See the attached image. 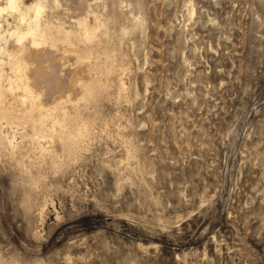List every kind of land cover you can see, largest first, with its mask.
Listing matches in <instances>:
<instances>
[{
  "label": "rangeland",
  "instance_id": "obj_1",
  "mask_svg": "<svg viewBox=\"0 0 264 264\" xmlns=\"http://www.w3.org/2000/svg\"><path fill=\"white\" fill-rule=\"evenodd\" d=\"M44 4L47 43L90 78L53 118L1 90L0 264H264V0Z\"/></svg>",
  "mask_w": 264,
  "mask_h": 264
},
{
  "label": "bare ground",
  "instance_id": "obj_2",
  "mask_svg": "<svg viewBox=\"0 0 264 264\" xmlns=\"http://www.w3.org/2000/svg\"><path fill=\"white\" fill-rule=\"evenodd\" d=\"M44 2L45 0H34L30 4H24L21 0H4V5H0V16L4 11L15 12L19 22H26V26L24 28L20 27L21 29L13 27L12 29H1L0 23V56L4 53L11 55L14 68H12L14 70L12 77L5 78V81H0V94L3 87L11 92H16L18 89L24 91L22 95L18 93L24 110L10 112L12 116H36L40 119L53 118L57 115L58 105L61 103L65 110H69L72 113V104L64 103V100H73L82 91L77 83L78 79L86 80L90 78L87 62L85 60L78 62L76 56L71 52V47H66L64 44L60 45L59 43L56 45L47 43L45 31L41 27L43 18L41 14L45 7ZM16 23L17 25L19 24L18 22ZM16 23L14 26H16ZM12 44L17 46V51L14 54H11L9 50ZM69 59L74 61L67 65L66 61ZM2 61V58H0V62ZM75 62L76 64H74ZM62 66L65 67L63 68ZM118 75H116V78L124 86V82L121 81V77ZM68 80L77 85L74 95L71 94V91L65 90V81ZM0 104L2 107L6 105L5 100L1 99V96ZM65 126L66 124L60 119L54 122L53 134L49 137L50 142L49 144L46 143V153L58 158L63 157L64 140L61 136V131L65 130ZM88 133L87 124L81 123L78 125V140L87 136ZM2 140L7 142L13 149L18 146L16 141L8 137H2Z\"/></svg>",
  "mask_w": 264,
  "mask_h": 264
}]
</instances>
